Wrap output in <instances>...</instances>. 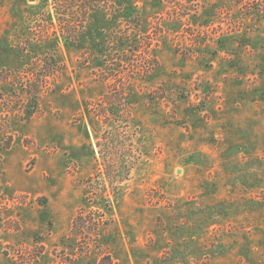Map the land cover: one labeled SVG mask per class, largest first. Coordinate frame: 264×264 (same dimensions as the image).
Returning a JSON list of instances; mask_svg holds the SVG:
<instances>
[{"label": "rangeland", "instance_id": "374dc122", "mask_svg": "<svg viewBox=\"0 0 264 264\" xmlns=\"http://www.w3.org/2000/svg\"><path fill=\"white\" fill-rule=\"evenodd\" d=\"M75 1L0 0V264H264V0Z\"/></svg>", "mask_w": 264, "mask_h": 264}, {"label": "trees", "instance_id": "16d2710c", "mask_svg": "<svg viewBox=\"0 0 264 264\" xmlns=\"http://www.w3.org/2000/svg\"><path fill=\"white\" fill-rule=\"evenodd\" d=\"M119 0H115V1H112V0H95V2L97 3V4H102V6H103V9H105L107 6H110L111 5V7L113 6L114 8H116L115 7V5H116V3L118 2ZM55 2H56V5L58 4L59 6L57 7V9H63L65 12H67L68 13V15H74V14H80V15H82L83 17H85L86 16V14H88V12L90 11V10H92L91 9V7H89V8H85V10L83 9V11L82 12H79V9L77 8L76 9V6H75V4H77V1H75V0H55ZM83 2H84V0H83ZM113 2H115V5H113ZM178 6H181V5H183L184 3H183V1H177V3H176ZM61 7V8H60ZM74 10H78V11H74ZM77 32H75V31H69V32H65V31H63V35L68 39V40H70V39H75L76 38V36H77V34H76ZM36 105H37V101L33 98L32 100H31V102H30V106H28L27 107V116H32L34 113H35V109H36ZM107 156L108 157H110L109 156V154L107 153ZM123 159H118V160H116L115 162L117 163V164H119V166H120V168L121 169H125V166L127 165V162L125 161L126 159H125V157H122ZM111 159V158H110ZM77 222L78 221H83V216H79L78 218H77V220H76Z\"/></svg>", "mask_w": 264, "mask_h": 264}]
</instances>
